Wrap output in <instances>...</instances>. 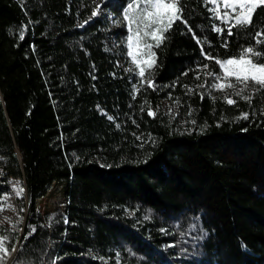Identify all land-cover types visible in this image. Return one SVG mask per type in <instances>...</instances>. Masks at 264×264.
I'll use <instances>...</instances> for the list:
<instances>
[{
	"label": "trees",
	"instance_id": "obj_1",
	"mask_svg": "<svg viewBox=\"0 0 264 264\" xmlns=\"http://www.w3.org/2000/svg\"><path fill=\"white\" fill-rule=\"evenodd\" d=\"M94 7L0 0V194L24 189L0 228L16 247L5 264H264V93L249 103L197 87L198 65L219 71L197 40L224 58L246 34L215 33L203 0H186L191 31L177 21L165 34L155 90L144 85L133 99L139 78L110 48V33L124 29L91 20ZM55 183L65 198L42 213Z\"/></svg>",
	"mask_w": 264,
	"mask_h": 264
},
{
	"label": "snow or ice",
	"instance_id": "obj_2",
	"mask_svg": "<svg viewBox=\"0 0 264 264\" xmlns=\"http://www.w3.org/2000/svg\"><path fill=\"white\" fill-rule=\"evenodd\" d=\"M203 3L211 14L210 19L219 21V25L214 24L211 27L212 31L223 36L225 28L220 25H224L227 36H233V29L235 28L239 30L236 35L246 34L248 39L245 44L239 46L236 53L231 56L226 54L224 58L213 56L211 52L204 53V43L198 39L197 42L201 43L202 55L206 60H214L219 71L208 70L209 65L206 63L198 65L197 71L198 73L203 72L205 80L197 87L207 88L210 93L211 90L219 92L232 90L235 96L250 103L255 93H264V0H203ZM98 11L99 9L94 11L92 15L96 16ZM185 11L186 0H130L126 5L123 21L128 34L124 39L127 49L126 56L131 58L133 65L127 71L140 78L138 84L132 85L133 92L131 95L133 99L144 85L155 90L153 70L156 67L157 54L154 49L160 48L165 43L168 39L165 34L171 31L177 21L188 26V20L184 16ZM188 29L191 31L190 26ZM18 32V38L23 40L25 26L21 25ZM206 40L207 37H204V41ZM222 46L228 47L227 39ZM184 75H187V72ZM209 77L211 83L207 79ZM93 79H95L94 76ZM195 79L200 80L201 75L197 74ZM184 87L187 88L188 86L185 85ZM188 91L193 90L188 89ZM169 95L171 94L169 93ZM201 98H203V93H201ZM261 98L264 99V97ZM224 99L228 104L235 103V100L230 96L226 95ZM147 115L155 118L156 113L149 108ZM107 118L109 120L114 119L110 115ZM241 118L248 119V113H244ZM192 122L195 123V121ZM116 127L119 128L120 125L117 124ZM23 191L24 189L19 186L15 189L18 196H22ZM8 200V195L0 194V204ZM2 210L0 208V211ZM4 219L9 218L5 217ZM20 222H22V217ZM29 228L30 231L24 236L25 240L36 230L32 226ZM9 243H11L10 237L0 233V264H5L7 258L16 252L15 245L9 248L7 246ZM18 264H20L19 261Z\"/></svg>",
	"mask_w": 264,
	"mask_h": 264
},
{
	"label": "rangeland",
	"instance_id": "obj_3",
	"mask_svg": "<svg viewBox=\"0 0 264 264\" xmlns=\"http://www.w3.org/2000/svg\"><path fill=\"white\" fill-rule=\"evenodd\" d=\"M113 0H91V3L95 6V10L99 9L96 16L91 15L90 19L101 18L104 23H106V29L108 31H114L119 29H124L123 35L110 33V43L111 49L117 53L119 56V65L127 71L128 68L133 67L131 64V58L126 56V41L125 37L128 34L127 29L124 27L123 21V12H114L111 7H108L109 3ZM85 5L83 4V7ZM139 78L138 76H136ZM140 79V78H139ZM226 93H229L230 90H225ZM161 109L171 116H175L177 112V106L170 103L167 100L162 99L160 101ZM17 186H14L11 190L3 195H8L9 200L5 201L3 204H0V208L3 210L0 211V228L1 225H10L14 221V214L16 212L15 205V189ZM67 186L62 183H55L49 193L39 201L38 208L42 213H46L49 210L54 209L60 202L65 198ZM5 217L9 219H4Z\"/></svg>",
	"mask_w": 264,
	"mask_h": 264
}]
</instances>
